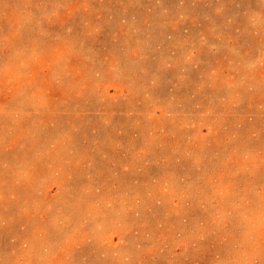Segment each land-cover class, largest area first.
I'll return each instance as SVG.
<instances>
[{"label": "rangeland", "instance_id": "obj_1", "mask_svg": "<svg viewBox=\"0 0 264 264\" xmlns=\"http://www.w3.org/2000/svg\"><path fill=\"white\" fill-rule=\"evenodd\" d=\"M0 264H264V0H0Z\"/></svg>", "mask_w": 264, "mask_h": 264}]
</instances>
